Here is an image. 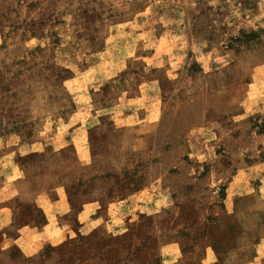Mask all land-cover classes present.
I'll return each mask as SVG.
<instances>
[{"label": "rangeland", "instance_id": "rangeland-1", "mask_svg": "<svg viewBox=\"0 0 264 264\" xmlns=\"http://www.w3.org/2000/svg\"><path fill=\"white\" fill-rule=\"evenodd\" d=\"M263 176L264 0H0V264H245Z\"/></svg>", "mask_w": 264, "mask_h": 264}, {"label": "crops", "instance_id": "crops-1", "mask_svg": "<svg viewBox=\"0 0 264 264\" xmlns=\"http://www.w3.org/2000/svg\"><path fill=\"white\" fill-rule=\"evenodd\" d=\"M236 176H238L239 179H237V183L232 186V190L234 191V189H236V191H234V192L239 194V195H242L243 193H240L239 191L242 188H244V182L246 180L244 176H247V173H246V175H244L242 173H237ZM246 187H247V184H246ZM245 194L246 195L256 194L258 197L264 199V178H263V180L261 181V183L257 187L246 191ZM245 211L247 213L248 212H253V211H256V208H251V206H250ZM258 228L259 229L262 228L263 231H264V222L263 221H261V226H258ZM251 245H252V247H251L252 253L248 254L246 259H244V260H246L245 264H260L258 262L261 261V260H263V264H264V235L260 236L256 240H254L251 243Z\"/></svg>", "mask_w": 264, "mask_h": 264}]
</instances>
